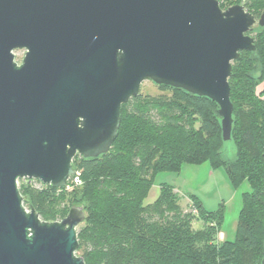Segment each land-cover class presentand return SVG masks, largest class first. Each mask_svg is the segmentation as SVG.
Wrapping results in <instances>:
<instances>
[{"label":"water","instance_id":"obj_1","mask_svg":"<svg viewBox=\"0 0 264 264\" xmlns=\"http://www.w3.org/2000/svg\"><path fill=\"white\" fill-rule=\"evenodd\" d=\"M254 25L264 9L255 18L218 0H0V264H85L82 208L43 221L17 183L66 188L76 155L109 151L143 81L216 103L229 141L228 78L240 51L255 50Z\"/></svg>","mask_w":264,"mask_h":264},{"label":"trees","instance_id":"obj_2","mask_svg":"<svg viewBox=\"0 0 264 264\" xmlns=\"http://www.w3.org/2000/svg\"><path fill=\"white\" fill-rule=\"evenodd\" d=\"M221 3V0H218ZM256 18L264 0H239ZM254 51H240L228 78L233 104L235 152L224 158L221 117L216 103L182 89L158 85L167 94L138 95L121 105L120 125L109 151L95 158L76 155L80 184L70 192L43 185L19 189L23 204L43 221L61 220L73 206L84 221L76 252L85 264H261L264 257V27L249 32ZM223 166L233 186L243 183L236 235L219 240L221 208L207 211L186 193L184 212L174 185L162 183L144 204L153 177L178 172L183 164ZM33 180V179H32ZM28 182V183H27ZM45 202L46 205H45ZM200 222L198 228L193 224Z\"/></svg>","mask_w":264,"mask_h":264},{"label":"rangeland","instance_id":"obj_3","mask_svg":"<svg viewBox=\"0 0 264 264\" xmlns=\"http://www.w3.org/2000/svg\"><path fill=\"white\" fill-rule=\"evenodd\" d=\"M238 1L239 0H221L219 6L222 9H226L233 4H241ZM13 53L14 60L20 64L25 49H15ZM139 92L142 96L167 94L166 90L161 89L160 86L150 80L142 82ZM234 152L235 147L233 141H225L221 147L223 157L231 158ZM24 182L26 183V181L19 182L18 180L17 184L19 189ZM162 183L174 185V191L182 196L181 208L184 212L191 211L193 214H196V211H193L191 208L190 201L185 195L186 193L196 195L201 201L203 208L207 211H215L221 208L222 222L218 237L222 238L221 240H232L235 238L237 216L241 206V193L248 189L246 183H243L238 189L233 188L223 166H211L206 162L201 164H183L178 172H159L155 174L148 194L144 199V204H150L156 199L160 184ZM75 186L76 185L71 184V180L69 179L68 187L64 189L70 192ZM30 187L35 191H40L43 188V184L33 179L30 182ZM46 203L47 202H45V205ZM26 208L29 210L28 207ZM39 218L43 220L40 215ZM200 225V222H195L193 224L194 228H198ZM76 254L79 255V252H76Z\"/></svg>","mask_w":264,"mask_h":264},{"label":"built area","instance_id":"obj_4","mask_svg":"<svg viewBox=\"0 0 264 264\" xmlns=\"http://www.w3.org/2000/svg\"><path fill=\"white\" fill-rule=\"evenodd\" d=\"M78 171L75 175L71 176L70 177V180H71V184H74V185H77V184H80V179H79V176H78ZM32 180V179H31ZM30 180V181H31ZM69 183V182H68ZM68 187V186H67Z\"/></svg>","mask_w":264,"mask_h":264},{"label":"crops","instance_id":"obj_5","mask_svg":"<svg viewBox=\"0 0 264 264\" xmlns=\"http://www.w3.org/2000/svg\"><path fill=\"white\" fill-rule=\"evenodd\" d=\"M182 193V192H181ZM185 194V193H184ZM219 240H221L222 238L218 237Z\"/></svg>","mask_w":264,"mask_h":264}]
</instances>
